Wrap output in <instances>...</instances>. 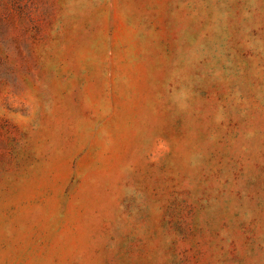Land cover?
Listing matches in <instances>:
<instances>
[{"label":"rangeland","instance_id":"rangeland-1","mask_svg":"<svg viewBox=\"0 0 264 264\" xmlns=\"http://www.w3.org/2000/svg\"><path fill=\"white\" fill-rule=\"evenodd\" d=\"M0 264H264V0H0Z\"/></svg>","mask_w":264,"mask_h":264}]
</instances>
